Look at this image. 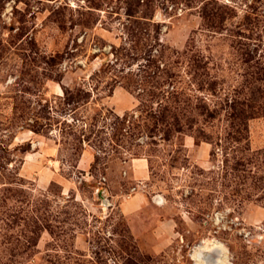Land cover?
Wrapping results in <instances>:
<instances>
[{"label": "rangeland", "instance_id": "374dc122", "mask_svg": "<svg viewBox=\"0 0 264 264\" xmlns=\"http://www.w3.org/2000/svg\"><path fill=\"white\" fill-rule=\"evenodd\" d=\"M0 264H264V0H0Z\"/></svg>", "mask_w": 264, "mask_h": 264}, {"label": "trees", "instance_id": "16d2710c", "mask_svg": "<svg viewBox=\"0 0 264 264\" xmlns=\"http://www.w3.org/2000/svg\"><path fill=\"white\" fill-rule=\"evenodd\" d=\"M148 78L149 80H147V83L152 84L150 86V89L146 90L144 88H141L139 90V97L142 98L141 100V105H140V109H142L143 107L147 108V111H149L148 109L153 110L152 105L155 103V101L157 103L163 102L166 103V108H164V113H167L168 115H164L161 119V122H163V124L165 123L167 126V130H166V141H171L172 137L175 134H181L184 133V128L182 127L179 118H176V114H173L172 112V108L175 106L174 104H176L177 109H180V105L182 103V96L184 95L182 92H179L175 87H173V89L171 91H165L163 89V81H154L155 77L154 75H152V73H148ZM162 103V104H163ZM151 104V105H150ZM169 108H168V105ZM174 105V106H173ZM153 112V111H152ZM173 118L174 121L172 122L170 119ZM212 117V115H211ZM152 118H155L154 114L152 115ZM250 117H248L249 119ZM244 165L243 163H237L235 167H233L232 169L238 171L239 170V166Z\"/></svg>", "mask_w": 264, "mask_h": 264}, {"label": "crops", "instance_id": "0c3cea01", "mask_svg": "<svg viewBox=\"0 0 264 264\" xmlns=\"http://www.w3.org/2000/svg\"><path fill=\"white\" fill-rule=\"evenodd\" d=\"M128 208H130L131 206H127ZM168 225L170 224V222L167 223Z\"/></svg>", "mask_w": 264, "mask_h": 264}, {"label": "bare ground", "instance_id": "6f19581e", "mask_svg": "<svg viewBox=\"0 0 264 264\" xmlns=\"http://www.w3.org/2000/svg\"><path fill=\"white\" fill-rule=\"evenodd\" d=\"M222 251V250H221ZM224 256H226V255H224Z\"/></svg>", "mask_w": 264, "mask_h": 264}]
</instances>
